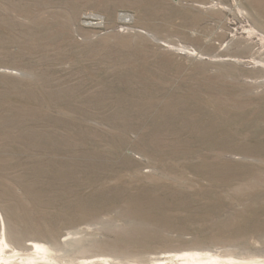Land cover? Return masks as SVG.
<instances>
[{
	"label": "rangeland",
	"instance_id": "374dc122",
	"mask_svg": "<svg viewBox=\"0 0 264 264\" xmlns=\"http://www.w3.org/2000/svg\"><path fill=\"white\" fill-rule=\"evenodd\" d=\"M0 214L60 264L264 260V0H0Z\"/></svg>",
	"mask_w": 264,
	"mask_h": 264
},
{
	"label": "bare ground",
	"instance_id": "6f19581e",
	"mask_svg": "<svg viewBox=\"0 0 264 264\" xmlns=\"http://www.w3.org/2000/svg\"><path fill=\"white\" fill-rule=\"evenodd\" d=\"M0 219L3 222L1 214ZM34 239H30L33 241L28 243L33 250L31 252H23L24 248L16 245L17 242L12 241L7 236L3 223V226L0 228V264H60L54 247L35 241ZM86 260L81 261L79 264H112L107 258H100L98 261H94L93 259L92 262H87ZM237 260L233 257H224V255L214 252L187 251L169 253L166 256H156L151 258L148 264H264V260H258L254 257L244 261ZM141 263L140 259H130L121 264Z\"/></svg>",
	"mask_w": 264,
	"mask_h": 264
}]
</instances>
